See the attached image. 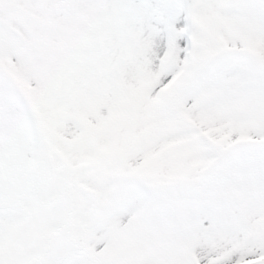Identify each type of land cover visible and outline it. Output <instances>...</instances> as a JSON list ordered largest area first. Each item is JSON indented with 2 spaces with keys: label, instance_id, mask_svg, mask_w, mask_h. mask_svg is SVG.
<instances>
[{
  "label": "snow or ice",
  "instance_id": "snow-or-ice-1",
  "mask_svg": "<svg viewBox=\"0 0 264 264\" xmlns=\"http://www.w3.org/2000/svg\"><path fill=\"white\" fill-rule=\"evenodd\" d=\"M0 264H264V0H0Z\"/></svg>",
  "mask_w": 264,
  "mask_h": 264
}]
</instances>
